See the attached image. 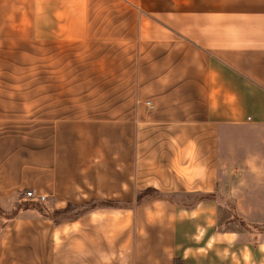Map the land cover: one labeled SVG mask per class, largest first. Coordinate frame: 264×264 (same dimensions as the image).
<instances>
[{
  "label": "crops",
  "instance_id": "1",
  "mask_svg": "<svg viewBox=\"0 0 264 264\" xmlns=\"http://www.w3.org/2000/svg\"><path fill=\"white\" fill-rule=\"evenodd\" d=\"M55 1L0 0V61L25 59L23 48L33 43L45 49L40 60L58 61L62 41L88 40L93 12L116 10L117 20L102 19L101 26L122 28L119 13L127 3L133 52L112 54L116 62L109 68L98 65L109 62L105 53L88 56L86 67L69 77L109 75L117 67L112 75H130L131 92L105 107L117 110V117L101 119V125L115 126V136L62 135L61 118L48 122L47 134L0 132V204L32 190L55 208L91 199L127 207L97 208L59 224L40 215L11 220L0 235L13 230L29 245L36 230L42 253L20 264H173L174 258L183 264H264V242L239 243L237 232L216 229L214 199L186 208L161 195L141 198L146 189L217 193L224 136L239 128L244 136H264V0H116L112 9L115 0H69L63 8ZM81 13L84 21L71 19ZM45 77L38 72V100L46 104L47 95L54 108L59 70ZM81 82L70 81L68 92L76 93L73 86ZM18 87L2 80L0 92L10 96L0 98L1 106H12L13 92L29 91ZM80 92L93 93V84ZM260 148L254 159L264 156ZM251 159L247 166L256 164Z\"/></svg>",
  "mask_w": 264,
  "mask_h": 264
},
{
  "label": "rangeland",
  "instance_id": "2",
  "mask_svg": "<svg viewBox=\"0 0 264 264\" xmlns=\"http://www.w3.org/2000/svg\"><path fill=\"white\" fill-rule=\"evenodd\" d=\"M81 2L83 4L85 0H81ZM115 2L116 0L110 1V9L116 8ZM57 4H60L63 8V6L69 4V0H56L55 6ZM118 4L121 5L123 3L118 1ZM124 8L125 11L119 13V18L121 16L125 18V23L120 29L111 28L112 24L109 27L101 26L102 19L110 22L117 20L116 10L108 13L93 12L92 22L94 26L88 29L90 31L88 40L79 42L78 40L70 39L71 44L62 41L60 51H58L60 58L58 61L40 60L41 58L38 56V53H42L45 49H37L35 43L29 44L25 49L23 48V50L29 52L25 53V59L24 57L19 58L17 61H14L15 63L0 61V69L8 71L5 72V75H0V83L5 79L12 84V87L18 84V90H20V84H23V88L24 85L29 86L28 92H13L11 94V98L14 100V102L10 103L12 104L11 107L8 104L3 106L4 103H2V106L0 105L1 133H7L11 136H38L40 133L47 134L49 132L47 128L48 122L61 118L62 135L75 132L77 134L87 133L91 136H115V126L101 125V119L110 120L117 117V110L105 107L114 105L119 99L123 98V95L125 97L131 92L129 85L130 75H122V77L120 75L119 77L113 76L112 73L117 72V67H113L108 73L109 75L105 73L106 75H95L93 77V74H89V78H86L85 73H89V71L83 72L82 78L80 76L69 77V75L75 73L80 68L84 69L86 67L85 58L88 56H97L105 53L109 58V62L105 64L104 62H98V65L101 67L103 64L104 68H106L116 62L109 57L112 54H116L124 48L123 52H125V55L133 52L132 31L129 25L130 19L132 20V13L127 3ZM73 15L72 20L84 21L85 19L84 13ZM61 16L64 20L69 19L68 12H62ZM74 42H77V44H73ZM52 68L59 70L60 77H58V81L61 84L60 92L54 95H59V99L54 103V108L52 101L47 102V95L45 96L46 104L43 105L42 101L38 100L40 91L36 88L38 72H45V80L47 81V74L51 72ZM93 68L94 73L96 70H99L95 66ZM80 79L82 82L73 86V89L77 87V92L74 94L68 92L70 91L68 89L69 82L79 81ZM86 79L87 81H85ZM118 82H121V84L119 85ZM92 84L94 86L93 93L86 95L84 92H80L84 85L91 86ZM120 90H123V93ZM5 94L10 96L7 90H3L0 92V98H5ZM106 99L109 102L104 105L103 102ZM44 125L46 126L45 129L39 128ZM231 134L232 136H224L221 143L220 173L218 175L220 183V187L218 188L220 192L219 196L222 195V201L226 198L230 199L236 206L238 213L247 218V221L251 225L257 226L260 229L261 234L259 238L261 242H264V156H258L254 159L255 150L259 151L262 144L264 145V136H244L243 128L234 130ZM250 153H253L251 158L256 160V164L247 166L246 160H252L250 156H247ZM18 192L13 193L3 204V207L8 209L14 207L18 198ZM144 192L145 194H142L141 197L142 200L151 197V195H161L165 198L169 197L175 201H183L187 204L198 197L196 193H185L183 191L177 193L162 191V193L158 190L146 189ZM23 196L30 197L26 193ZM82 210L81 208L74 207L66 214H76ZM216 214L218 220L222 219L224 216V205H220L219 210L217 208ZM38 216L39 214L35 211H25L17 219H23L24 221L28 218L37 219ZM61 217L59 216V218ZM232 226L236 228L235 224ZM19 230L20 228L14 231L19 232ZM237 234L239 243H248V232H237ZM30 236L29 242L31 244L27 245L26 238H22L19 233L13 235V230L1 234L0 264L35 262L38 257L42 256V253H39V249L36 251L37 231L34 230ZM47 243L49 244V242Z\"/></svg>",
  "mask_w": 264,
  "mask_h": 264
},
{
  "label": "trees",
  "instance_id": "3",
  "mask_svg": "<svg viewBox=\"0 0 264 264\" xmlns=\"http://www.w3.org/2000/svg\"><path fill=\"white\" fill-rule=\"evenodd\" d=\"M26 193L25 191L18 192L17 201L12 208H5L0 204V229L5 227L11 220L17 218L22 212L25 211H35L40 216H43L49 220H51L55 224L62 223L66 220L76 219L87 212H90L97 208H123L127 207V205L122 204L118 200H111V199H91L88 202L76 204L69 202L66 204L64 208L57 209L53 206L51 202L46 201L45 199L42 200L40 197L30 196L25 197L23 196ZM219 191L217 193L212 194H202L196 193L198 195L194 201L188 202H178L176 201L177 205L190 208L197 203V201L206 198H212L217 202V208L219 210L220 205H224V216L222 219L217 220L216 229L221 232L225 231H234L238 233L248 232L249 240L248 243L252 246H255L260 242L259 235L261 234L260 229L257 226L251 225L247 218L242 216L238 213V210L234 203L226 198L224 201L221 200L222 195L219 196ZM195 194V193H192ZM20 196V197H19ZM81 208L83 209L81 212L76 214H66L72 208ZM59 216H62L59 218ZM224 226H223V223ZM235 224L236 228L232 225ZM227 225V226H226ZM173 264H183V261L179 258H174Z\"/></svg>",
  "mask_w": 264,
  "mask_h": 264
},
{
  "label": "built area",
  "instance_id": "4",
  "mask_svg": "<svg viewBox=\"0 0 264 264\" xmlns=\"http://www.w3.org/2000/svg\"><path fill=\"white\" fill-rule=\"evenodd\" d=\"M26 195H28V196H33V192H32V190H26ZM40 198H41L42 200L45 199L44 196H40Z\"/></svg>",
  "mask_w": 264,
  "mask_h": 264
}]
</instances>
